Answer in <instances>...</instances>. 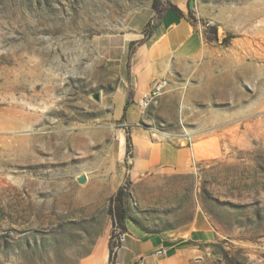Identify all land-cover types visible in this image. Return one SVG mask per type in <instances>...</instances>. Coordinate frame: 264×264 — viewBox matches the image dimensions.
Wrapping results in <instances>:
<instances>
[{
    "label": "rangeland",
    "instance_id": "1",
    "mask_svg": "<svg viewBox=\"0 0 264 264\" xmlns=\"http://www.w3.org/2000/svg\"><path fill=\"white\" fill-rule=\"evenodd\" d=\"M193 1L204 50L132 121L98 42L154 0H0V264H119L122 186L128 233L176 231L155 264H264V0Z\"/></svg>",
    "mask_w": 264,
    "mask_h": 264
},
{
    "label": "crops",
    "instance_id": "2",
    "mask_svg": "<svg viewBox=\"0 0 264 264\" xmlns=\"http://www.w3.org/2000/svg\"><path fill=\"white\" fill-rule=\"evenodd\" d=\"M184 14L180 17L173 10H166L151 36L136 46L131 52V44L144 39V28L155 17L153 8L131 14L125 27L119 33L99 39L98 49L102 57L119 69L120 87L118 97L124 106V114L134 121L136 103L151 91L157 79H167L174 83L178 74L188 73L190 66L199 58L205 48V40L197 26L188 20L190 11L188 0H171ZM191 1V0H190ZM164 94L160 103L168 100ZM152 146L141 150L144 168L154 170L159 165L167 170L186 172L189 154L181 147L173 151L169 145H160L158 152ZM173 162L175 166H173ZM172 167V168H171ZM176 231H162L147 234L138 231L128 233L126 244L118 251L119 264H133L142 258L146 264H155V252L164 249L171 255L178 245ZM181 234V232H179Z\"/></svg>",
    "mask_w": 264,
    "mask_h": 264
},
{
    "label": "trees",
    "instance_id": "3",
    "mask_svg": "<svg viewBox=\"0 0 264 264\" xmlns=\"http://www.w3.org/2000/svg\"><path fill=\"white\" fill-rule=\"evenodd\" d=\"M166 10L175 11L180 17H185V14L172 3L171 0H154L153 2V11L155 12V17L151 19V21L144 28V39L131 44V52L134 51L135 47L143 43L146 39H148L153 33L154 29L158 25V21L160 20L162 14ZM188 20L193 23L194 17L193 12L190 11L187 16ZM125 117V114L124 116ZM128 146L131 147V140L128 139ZM111 215L113 217V224L115 228H120L122 235L126 236L128 234V221H131L132 218L129 215V208L127 206V192L126 187L122 186L117 191L116 195L111 198ZM122 245H117L116 249H120ZM116 255L115 247L110 246V261L113 262Z\"/></svg>",
    "mask_w": 264,
    "mask_h": 264
},
{
    "label": "built area",
    "instance_id": "4",
    "mask_svg": "<svg viewBox=\"0 0 264 264\" xmlns=\"http://www.w3.org/2000/svg\"><path fill=\"white\" fill-rule=\"evenodd\" d=\"M206 26H210V24H206ZM169 87V81L167 79H157L153 82L151 91L148 94H145L137 103V108L140 111H146L150 107L158 104L160 102L161 97L167 92ZM125 238V235L123 236ZM156 257H167L168 252L164 249H158L155 252ZM133 264H145L142 258L136 260Z\"/></svg>",
    "mask_w": 264,
    "mask_h": 264
},
{
    "label": "water",
    "instance_id": "5",
    "mask_svg": "<svg viewBox=\"0 0 264 264\" xmlns=\"http://www.w3.org/2000/svg\"><path fill=\"white\" fill-rule=\"evenodd\" d=\"M194 5H195L194 1L191 0V1H190V4H189L190 9H193V8H194ZM95 97L98 98L97 95H96ZM84 182H85V178H84L83 176H81V177L79 178V183L83 184Z\"/></svg>",
    "mask_w": 264,
    "mask_h": 264
},
{
    "label": "bare ground",
    "instance_id": "6",
    "mask_svg": "<svg viewBox=\"0 0 264 264\" xmlns=\"http://www.w3.org/2000/svg\"><path fill=\"white\" fill-rule=\"evenodd\" d=\"M186 137L190 138V136H189V134H188V133L186 134Z\"/></svg>",
    "mask_w": 264,
    "mask_h": 264
}]
</instances>
